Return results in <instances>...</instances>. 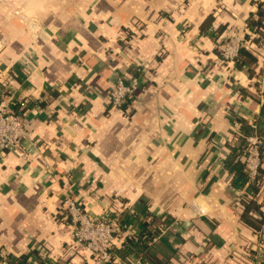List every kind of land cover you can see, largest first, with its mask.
Instances as JSON below:
<instances>
[{
	"label": "crops",
	"instance_id": "0c3cea01",
	"mask_svg": "<svg viewBox=\"0 0 264 264\" xmlns=\"http://www.w3.org/2000/svg\"><path fill=\"white\" fill-rule=\"evenodd\" d=\"M262 3L0 0V94L29 105L21 144L0 151V250L96 264L74 244L71 196L93 220L122 212L115 251L154 218L146 264H264V184L250 197L223 164L264 103V39L248 43ZM236 35L254 52L242 68L219 51ZM120 79L133 93L113 108ZM250 199L258 232L242 219Z\"/></svg>",
	"mask_w": 264,
	"mask_h": 264
},
{
	"label": "built area",
	"instance_id": "2783aa9c",
	"mask_svg": "<svg viewBox=\"0 0 264 264\" xmlns=\"http://www.w3.org/2000/svg\"><path fill=\"white\" fill-rule=\"evenodd\" d=\"M243 47L248 48V43L240 36L236 35L228 39L219 45L222 60L225 62L234 61ZM132 93L133 87L120 79L108 92L109 103L113 108H118ZM13 106L14 101L10 98L0 100V151L19 146L26 135L22 113L16 112ZM260 143L258 136L248 138L246 167L251 178L256 176L260 165ZM63 205L70 219L75 246L90 251L96 264L113 261L119 263L118 259L114 257V241L116 236L122 234L123 230L120 224L115 220H93L81 203L71 196L65 197ZM0 264L18 263L17 260L0 250Z\"/></svg>",
	"mask_w": 264,
	"mask_h": 264
},
{
	"label": "trees",
	"instance_id": "16d2710c",
	"mask_svg": "<svg viewBox=\"0 0 264 264\" xmlns=\"http://www.w3.org/2000/svg\"><path fill=\"white\" fill-rule=\"evenodd\" d=\"M264 18V3L260 5V10L258 12V18H254L251 16L248 20V27L251 33L258 34L256 38H254L251 42H248L250 46L257 45L260 46L263 44L264 39V31L261 30ZM212 35V34H210ZM250 34H247V39H249ZM252 35V34H251ZM256 47V46H255ZM254 48V47H252ZM254 54L252 49H247L245 47L241 48L239 51L238 57L234 60V65L237 68H242L246 63L252 64L255 62V58L252 55ZM4 98L1 97L0 100ZM122 106V105H121ZM29 105L26 106V103L14 102V110L16 112L24 111L28 108ZM251 136H258L259 139L264 138V103L262 105L260 113L253 119V121L249 122L247 120H242L240 122V132L237 137H235V143L229 147L228 154L223 160V164L228 172L232 175V186L235 189H241L245 186H248V196H254L260 189L261 185L264 184V169L262 168V159H263V147L259 146V158L260 165L257 170V174L254 178L249 176V172L246 167V157L248 155V138ZM249 202H244L245 210L242 215L243 221L253 228L256 232L260 230V222L254 220L253 217H249L252 211H259V208L256 206L255 202L252 199L248 200ZM261 214V223L264 222V212H260ZM102 219L107 220H115L118 222L122 228L125 229V224L122 219L121 211H113L110 210L107 215H105ZM259 223V224H258ZM142 230L135 236L128 237L125 240V243L122 247L115 251L114 257L121 258L123 260H127L130 264L133 261L132 258L138 256L140 258L141 264H146L147 262V253L149 247L152 246L154 239L160 234L162 231V227L157 221L150 217L148 214L143 216L142 221ZM253 253V257L255 252L253 250H249V254ZM29 256H24L17 260L18 264H29ZM254 261V260H253ZM254 264V262H252ZM251 263V264H252ZM38 264V263H37ZM39 264H44L43 262ZM104 264H126V263H117L116 261L104 263Z\"/></svg>",
	"mask_w": 264,
	"mask_h": 264
}]
</instances>
